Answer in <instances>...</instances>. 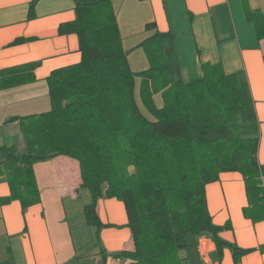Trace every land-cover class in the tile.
Returning <instances> with one entry per match:
<instances>
[{"label":"trees","instance_id":"1","mask_svg":"<svg viewBox=\"0 0 264 264\" xmlns=\"http://www.w3.org/2000/svg\"><path fill=\"white\" fill-rule=\"evenodd\" d=\"M75 3V20L62 24L59 32L78 36L82 59L46 78L51 107L37 117L40 141L25 152L16 146L0 148L2 163L9 162L13 170L15 192L2 201L16 197L24 209L40 203L34 164L68 156L79 162L82 186L92 194L85 209L89 225L98 232L105 227L96 210L100 199L124 203L134 250L120 251L115 258L192 264L188 236L195 246L207 235L217 259L229 247L239 262L252 250L221 237L231 225L214 224L206 195V186L220 174L239 172L248 199L245 217L264 220V165L257 158L258 139L240 134L238 115L245 101L238 75L227 74L221 64L202 63L201 79H172L176 56L164 41L173 35L152 23L146 29L156 31L140 44L149 67L135 73L112 0ZM246 15L264 39V13L247 7ZM36 67L38 63H30L1 70L0 90L34 81ZM136 75L142 78L140 97L152 119L136 101ZM31 132L30 127L24 130L28 141Z\"/></svg>","mask_w":264,"mask_h":264},{"label":"crops","instance_id":"2","mask_svg":"<svg viewBox=\"0 0 264 264\" xmlns=\"http://www.w3.org/2000/svg\"><path fill=\"white\" fill-rule=\"evenodd\" d=\"M112 2L123 47L133 63L140 44L156 31L146 29L152 23L173 35L164 41L176 56L172 79H201L202 63L221 64L227 74L238 75L245 101L238 115L240 134L258 139L257 158L264 165V39L246 15L247 7L264 13V0ZM75 9V0H0V71L38 63L34 81L0 90V148L24 138L25 123L50 109L46 78L81 61L78 36L59 32L62 24L75 20ZM142 53L138 69L149 67L147 53ZM3 164L0 159V264H137L114 257L134 250L123 202L99 200L96 210L105 225L100 232L87 223L85 209L92 194L82 186L77 160L61 155L36 162L41 201L26 209L16 197L2 201L15 193ZM206 195L214 224L231 225L221 237L252 252L236 263L228 247L217 259L212 239L203 235L191 263L264 264V220L255 222L244 215L248 199L243 175L220 174L206 186Z\"/></svg>","mask_w":264,"mask_h":264},{"label":"rangeland","instance_id":"3","mask_svg":"<svg viewBox=\"0 0 264 264\" xmlns=\"http://www.w3.org/2000/svg\"><path fill=\"white\" fill-rule=\"evenodd\" d=\"M142 51H145L141 49L138 50V52H136V61H130L129 60V64L132 68V70L135 72V73H140L148 68H144V69H138V66H140L138 63H141L143 62V59H144V55L142 53ZM147 60V58H146ZM141 84H142V78L140 75H136V78H135V97H136V101L138 103V106L140 107L142 113L148 117L149 119H152V116L146 111V109L144 108V105L142 103V100H141V97H140V91H141ZM155 100H156V104L158 106H160L162 104V99H161V96L160 94H156L155 95ZM157 106V107H158ZM31 129V133H32V140L28 141L29 139L24 135V138L22 137L20 141H16V142H12L11 144L13 145H10L9 147L11 146H16L19 150V148H21L19 151H22V152H25L28 148L32 149L33 148V145L35 143V141H40L41 139V136L39 134V131L37 130V128H39V120L38 119H34V120H29L25 123V129L29 128ZM25 134V133H24ZM243 134H245V132L243 131ZM10 144V143H9ZM22 145H26L25 147L22 146ZM1 161H2V158L0 157ZM4 171L8 172V175L10 177V179L12 180L13 178V170L10 166V163H5L3 164V167ZM193 236L189 235L188 236V241H187V245H188V248L186 249L189 253H190V256L193 257L195 255V251H194V244H193V239H192ZM205 244V243H204ZM183 256L184 253L182 254ZM194 264H197V263H194Z\"/></svg>","mask_w":264,"mask_h":264}]
</instances>
